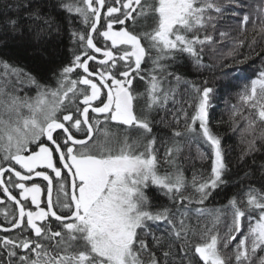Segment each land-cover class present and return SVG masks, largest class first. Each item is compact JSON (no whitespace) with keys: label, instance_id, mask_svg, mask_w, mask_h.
Wrapping results in <instances>:
<instances>
[{"label":"snow or ice","instance_id":"obj_1","mask_svg":"<svg viewBox=\"0 0 264 264\" xmlns=\"http://www.w3.org/2000/svg\"><path fill=\"white\" fill-rule=\"evenodd\" d=\"M0 264H264V0H0Z\"/></svg>","mask_w":264,"mask_h":264},{"label":"trees","instance_id":"obj_2","mask_svg":"<svg viewBox=\"0 0 264 264\" xmlns=\"http://www.w3.org/2000/svg\"><path fill=\"white\" fill-rule=\"evenodd\" d=\"M253 2H258V0H253ZM227 25H230L232 35L235 36L239 32V24L236 19H229L225 22ZM70 47L67 36H64L61 40L54 42V44L48 50V56L50 57L53 64H59L62 61L67 59L68 48ZM231 47V42L226 40L222 45L217 46L215 52H209L208 56L205 59L206 64L213 65L211 68H205L202 72V76L209 80L210 84H214L218 89L217 99L214 102V108L212 109V115L214 118V123L223 121L219 123L216 130L224 137L223 143L229 151V160L233 166L236 164V157L239 155L240 145L238 133H233L228 126V116L230 113L231 105L236 102V92L239 88L245 83V77H254L256 74V69L260 67L259 59H256L255 64L251 62L246 65L240 66L242 69L243 76L241 78H233L231 80H226L223 72L226 69H222L221 64L224 61L223 57ZM248 49L244 48L241 50V54H247ZM27 66L41 77H46L49 75L47 71V65L41 64L39 62H33L30 59L24 61ZM235 76L239 74L235 72V66L231 70ZM189 75H194L189 72ZM163 131V128H161ZM199 163L198 161L196 162ZM192 161H185L186 167H191ZM235 170V168H234ZM232 191L231 188L227 189L224 194H221L216 198V201L213 203L221 204L226 200L227 194ZM211 206V204H210Z\"/></svg>","mask_w":264,"mask_h":264}]
</instances>
